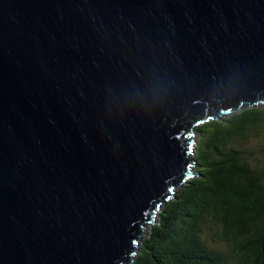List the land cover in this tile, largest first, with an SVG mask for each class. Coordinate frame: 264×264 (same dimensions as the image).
I'll return each instance as SVG.
<instances>
[{
    "label": "water",
    "instance_id": "obj_1",
    "mask_svg": "<svg viewBox=\"0 0 264 264\" xmlns=\"http://www.w3.org/2000/svg\"><path fill=\"white\" fill-rule=\"evenodd\" d=\"M264 102V0H0V264H129L196 128Z\"/></svg>",
    "mask_w": 264,
    "mask_h": 264
},
{
    "label": "trees",
    "instance_id": "obj_2",
    "mask_svg": "<svg viewBox=\"0 0 264 264\" xmlns=\"http://www.w3.org/2000/svg\"><path fill=\"white\" fill-rule=\"evenodd\" d=\"M263 128L264 102L196 128L190 174L144 227L129 264H264V166L240 147Z\"/></svg>",
    "mask_w": 264,
    "mask_h": 264
},
{
    "label": "rangeland",
    "instance_id": "obj_3",
    "mask_svg": "<svg viewBox=\"0 0 264 264\" xmlns=\"http://www.w3.org/2000/svg\"><path fill=\"white\" fill-rule=\"evenodd\" d=\"M194 137H195L194 140L197 141L198 134L195 133ZM240 147L252 153L254 165H258L260 167L264 166V128L259 132H257L256 135H252L250 139L245 141H240ZM147 230L149 232L150 228L147 227ZM207 242L211 246H216V243L210 242V239Z\"/></svg>",
    "mask_w": 264,
    "mask_h": 264
},
{
    "label": "clouds",
    "instance_id": "obj_4",
    "mask_svg": "<svg viewBox=\"0 0 264 264\" xmlns=\"http://www.w3.org/2000/svg\"><path fill=\"white\" fill-rule=\"evenodd\" d=\"M194 135H195V134H194ZM194 141H195V140H194ZM190 168H191V167H190ZM190 171H191V170H190ZM156 214H157V213H156ZM156 214H155V215H156ZM154 218H155V216H154ZM151 225H152V224H151ZM147 226H149V225H147Z\"/></svg>",
    "mask_w": 264,
    "mask_h": 264
}]
</instances>
